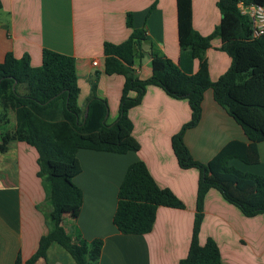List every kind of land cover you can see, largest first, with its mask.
<instances>
[{"label":"crops","instance_id":"obj_1","mask_svg":"<svg viewBox=\"0 0 264 264\" xmlns=\"http://www.w3.org/2000/svg\"><path fill=\"white\" fill-rule=\"evenodd\" d=\"M217 0H191L193 28L210 34L221 19ZM0 61L5 53L29 56L30 64L41 63L48 48L72 56L79 87L78 104L86 107L89 80L97 72L96 95L106 100V123L119 114L123 76L104 72V42L120 43L130 34L125 15H132L133 28L146 25L142 56L134 63L139 78L150 75L153 50L179 60L175 0H0ZM216 37L206 50L209 77L217 79L229 66V56ZM96 62L93 65V62ZM198 61L192 64L196 71ZM137 151L125 153L79 148L80 171L72 180L82 191L79 207L65 206L61 222L72 236L86 241L100 238L103 244L92 264H178L188 251L195 214L199 171L179 167L171 148V136L189 120L186 99L171 97L160 87L148 85L140 102L128 111ZM249 142L242 128L214 99L211 89L203 92L198 123L185 130L183 141L193 159L207 162L227 142ZM258 162L231 158L228 164L264 176V139L257 142ZM141 160L155 182L170 189L183 208L158 206L151 230L123 234L113 223L117 191L129 164ZM36 152L13 141L0 152V264H13L17 254L24 260L36 249L48 230L40 212L44 191L36 175ZM43 207V206H42ZM41 207V208H42ZM212 238L222 264H264V213L243 215L214 188L207 190L202 207L198 241ZM34 264H75L68 252L52 243L44 258Z\"/></svg>","mask_w":264,"mask_h":264},{"label":"trees","instance_id":"obj_2","mask_svg":"<svg viewBox=\"0 0 264 264\" xmlns=\"http://www.w3.org/2000/svg\"><path fill=\"white\" fill-rule=\"evenodd\" d=\"M264 6V0H217L221 19L214 30L202 35L192 26L191 0H175L179 60L172 61L153 50L147 78L134 73V63L142 56L146 25L133 28L127 12L125 24L131 30L120 43L104 42V72L123 76L119 114L106 123L107 102L97 97V72L89 80L90 97L85 107L78 104L79 87L72 56L43 48L41 63L30 64L29 56L5 53L0 61V152L13 141L23 142L36 152V175L44 191V211L48 230L35 251L26 259L16 255L13 264H34L44 258L52 243L62 246L75 264H92L98 257L102 239L86 241L66 232L61 217L65 206L79 207L82 191L72 177L80 171L79 148L125 153L137 151L128 116L148 85H156L177 99H186L190 118L171 136V148L181 168L199 171L195 214L187 254L178 264H222L216 242L208 237L198 241L204 196L214 188L223 198L251 217L264 213V176L242 171L228 164L231 158L258 162L257 142L264 139V35L251 36L249 18L240 13L237 2ZM1 5V2H0ZM230 58L228 68L215 80L209 77L206 50L213 38ZM198 61L192 71L194 60ZM211 89L213 99L242 128L249 142L231 140L207 162L192 158L183 141L186 129L201 116L203 92ZM158 206L183 208V202L168 188L160 187L141 160L128 165L117 191L113 223L123 234H143L151 230Z\"/></svg>","mask_w":264,"mask_h":264},{"label":"built area","instance_id":"obj_3","mask_svg":"<svg viewBox=\"0 0 264 264\" xmlns=\"http://www.w3.org/2000/svg\"><path fill=\"white\" fill-rule=\"evenodd\" d=\"M240 13L246 15L251 23V36L256 38L264 35V6L255 3L245 4L243 1L237 2ZM96 62H93L95 65Z\"/></svg>","mask_w":264,"mask_h":264},{"label":"rangeland","instance_id":"obj_4","mask_svg":"<svg viewBox=\"0 0 264 264\" xmlns=\"http://www.w3.org/2000/svg\"><path fill=\"white\" fill-rule=\"evenodd\" d=\"M13 125V118L11 119V122H10V124H8L7 126H1L0 127V134L5 130V129H8V128H11V126ZM44 203V202H43ZM43 206V207H42ZM42 207V208H41ZM47 208H48V206L44 203V205L43 204H41V205H39V209H40V212L41 213H43L44 211H46L47 210ZM43 217H44V221H45V216H44V214H43Z\"/></svg>","mask_w":264,"mask_h":264},{"label":"water","instance_id":"obj_5","mask_svg":"<svg viewBox=\"0 0 264 264\" xmlns=\"http://www.w3.org/2000/svg\"><path fill=\"white\" fill-rule=\"evenodd\" d=\"M87 105H86V107H85V111H84V115H86L87 114ZM107 115V114H106ZM106 115H105V117H106Z\"/></svg>","mask_w":264,"mask_h":264}]
</instances>
